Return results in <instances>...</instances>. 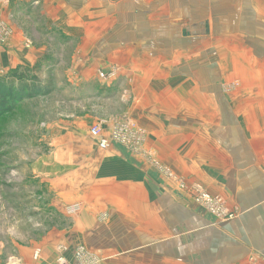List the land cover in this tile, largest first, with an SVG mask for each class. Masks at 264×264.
Wrapping results in <instances>:
<instances>
[{
    "label": "rangeland",
    "instance_id": "rangeland-1",
    "mask_svg": "<svg viewBox=\"0 0 264 264\" xmlns=\"http://www.w3.org/2000/svg\"><path fill=\"white\" fill-rule=\"evenodd\" d=\"M101 1L107 0H0V90L19 94L22 86L43 88L35 97L26 98L25 92L19 102L7 93L0 111V264H20L14 254L24 249L34 263L49 249L56 253L55 264L103 263L101 254L76 244L77 238L84 242L90 237L83 230L89 218L84 205L76 214L67 210L83 199L87 205L90 194L98 193L86 188L95 183V170L89 171L85 162L96 154L100 164L108 151L122 149L140 167L163 176L156 183L173 196L174 204L185 199L216 223L238 217L224 196L203 186L205 177L177 175L162 164L147 131L195 128L222 144L219 132L229 126L241 140V128L248 127L244 111L254 106L256 115H263L264 98L256 99L251 89L259 86L248 79L263 81L264 68H250V53L213 50L206 55L204 50L190 56L194 44L169 41L158 31L168 23L146 19L150 6L162 0L137 5L126 0L127 6L109 13L110 7L90 8ZM127 9L131 11L125 13ZM144 26L157 35H144ZM260 89L264 95V82ZM94 127L100 129L97 137ZM212 129L219 130L218 137ZM191 164L190 159L183 163ZM103 184V198L121 196L122 190L110 189L115 184ZM109 201L91 216L104 221L115 208ZM248 262L262 264L256 254Z\"/></svg>",
    "mask_w": 264,
    "mask_h": 264
},
{
    "label": "crops",
    "instance_id": "crops-1",
    "mask_svg": "<svg viewBox=\"0 0 264 264\" xmlns=\"http://www.w3.org/2000/svg\"><path fill=\"white\" fill-rule=\"evenodd\" d=\"M17 1L31 0H10V3ZM139 1L142 0L133 3L137 5ZM124 5L127 6L126 0H107L93 2L90 8L110 7L109 13L113 7ZM147 14V20L168 23L164 30H158L159 35H167L174 43L194 44L192 48L188 46L193 52L190 56L204 50L206 55L213 50L222 55L250 53V68H264V0H162L159 6H150ZM145 27H141L147 32L144 35L151 38L157 35V30ZM139 29L136 26V31ZM134 36L140 37L137 33ZM204 40L208 41L197 44ZM186 46L183 43V48ZM252 78L248 84L259 87L251 92L256 99L263 100L260 83L264 80ZM252 100L254 103L255 99ZM262 112L263 115H256L254 106L244 111L248 127L241 128L242 141L229 126L222 132L212 129L215 137L219 132L222 140L227 141L222 144L214 140V135L210 137L195 128L185 132L147 131L150 148L156 151L160 162L177 175L205 177L203 186L224 196L232 211L237 209L235 220L216 223L192 205H186L185 199L174 204L173 196L156 183L159 178L162 183L164 177L157 178V172L148 166L149 169L140 167L137 160L120 149L116 154L104 153L100 164L96 154L86 158L88 170H95V183L92 181L86 188L91 193L97 189L98 193L90 194L87 205L84 199L73 204L84 205V213L89 215L83 230L90 237L86 236L84 242L77 238L76 244L101 254L105 259L101 264H249L253 254L264 264V124L257 119H264V109ZM221 147L226 151H218ZM105 159L110 160L107 163ZM189 159L192 164L185 167L183 163ZM205 160L213 165L200 163ZM147 175H151V184ZM103 182L115 184L110 189L122 190L121 196L103 198ZM104 200H110L108 204L115 208L108 210L102 221L91 214L104 210ZM207 231L214 232L210 240L206 239ZM29 251L18 250L14 254L20 264H55L56 253L50 249L43 251L35 263ZM68 258L71 259L70 252Z\"/></svg>",
    "mask_w": 264,
    "mask_h": 264
},
{
    "label": "trees",
    "instance_id": "trees-1",
    "mask_svg": "<svg viewBox=\"0 0 264 264\" xmlns=\"http://www.w3.org/2000/svg\"><path fill=\"white\" fill-rule=\"evenodd\" d=\"M26 89V90H25ZM43 88L39 87V86H35V87H29V88H24L23 86L21 87L20 89V93L19 94H14L13 91L11 89H8L6 90L5 88L4 89H1L0 90V98H1V101H0V111H4L5 110V107H4V99L6 97V94H7V97L8 98H11L13 100H15L14 102H19L20 99L24 98V93L29 91V94L27 95L26 98H30V97H35L36 94L40 93L42 91ZM17 95H20L19 97ZM23 96V97H22ZM7 109V108H6Z\"/></svg>",
    "mask_w": 264,
    "mask_h": 264
},
{
    "label": "built area",
    "instance_id": "built-area-1",
    "mask_svg": "<svg viewBox=\"0 0 264 264\" xmlns=\"http://www.w3.org/2000/svg\"><path fill=\"white\" fill-rule=\"evenodd\" d=\"M92 135H93L94 137L99 136V135H100V129L97 128V127H96V128L94 127V129L92 130ZM101 142H102L101 147H102V148H106L105 145H107V143L104 142V141H101ZM101 142H100V143H101ZM80 210H81L80 205H74V206L71 205V206L68 208L67 213H69V214H76V213L80 212Z\"/></svg>",
    "mask_w": 264,
    "mask_h": 264
}]
</instances>
